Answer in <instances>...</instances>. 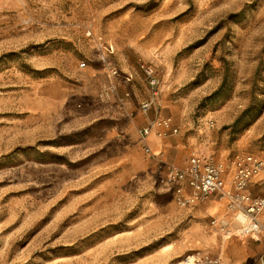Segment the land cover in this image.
Segmentation results:
<instances>
[{"label":"rangeland","instance_id":"rangeland-1","mask_svg":"<svg viewBox=\"0 0 264 264\" xmlns=\"http://www.w3.org/2000/svg\"><path fill=\"white\" fill-rule=\"evenodd\" d=\"M142 61L160 78L149 117L190 125L154 130L199 136L187 159L264 160V0H0V264H246L239 209L180 207L169 159L142 139Z\"/></svg>","mask_w":264,"mask_h":264},{"label":"built area","instance_id":"built-area-1","mask_svg":"<svg viewBox=\"0 0 264 264\" xmlns=\"http://www.w3.org/2000/svg\"><path fill=\"white\" fill-rule=\"evenodd\" d=\"M87 36L95 38L92 29H88ZM98 44L103 53V59L106 60L108 54L113 53V46L106 43L101 36L97 37ZM85 63L82 64L84 66ZM139 68L143 74L144 82L148 88L149 95L140 103V112L148 118L146 124L140 128V134L143 140L147 141L155 128L156 119L149 117L151 110L158 109L160 99V78L157 69L150 63L142 61ZM113 75H117V70L111 71ZM130 75H126L128 81L132 80ZM160 126L164 133L175 134L178 132L177 127L172 126L171 119H162ZM213 125V122H210ZM150 148L147 147V151ZM264 160L254 154L239 153L232 160L216 161L211 156H206L198 152H192L188 159V165L185 168L171 167L169 177H174L176 183L174 185V195L176 203L180 207H188L199 201H205L211 198L224 200L230 198L234 203L235 209H239L234 215L233 225L235 226L240 239L251 237L260 239L264 237V223L261 221V214L264 211V197L252 198L242 192L247 185L249 179L257 175L263 167ZM233 168V184L232 191L226 190L228 179L227 167ZM245 202V207H240V203ZM214 224L215 220L212 221ZM218 224L221 230H227L230 222L219 220ZM220 262V258L215 259ZM264 264V255L261 258Z\"/></svg>","mask_w":264,"mask_h":264},{"label":"crops","instance_id":"crops-1","mask_svg":"<svg viewBox=\"0 0 264 264\" xmlns=\"http://www.w3.org/2000/svg\"><path fill=\"white\" fill-rule=\"evenodd\" d=\"M108 79H101V83H107ZM167 101V100H166ZM174 106H177V104H174ZM179 114V113H178ZM180 115V114H179ZM171 119L172 126L178 128V132L175 134H169L171 136L177 135L179 133L183 134L187 131L188 128H190V125L184 121L183 119L179 118L176 112L169 111L162 113L157 117L158 121H161L162 119ZM190 130V129H188ZM189 134V131H188ZM191 136L190 140H188V144H183L180 141L176 140L174 137L165 138L163 135L159 133L158 130H154L152 134L149 136L148 140L149 143H151L152 147L155 151L164 153L162 156L166 155V159H169L170 163L167 165V175L168 170L171 167H179V168H185L188 165V159L187 155L188 150L193 148V141L198 140V135H188V137ZM165 159V157H164ZM224 160V159H223ZM228 160V159H227ZM226 160V161H227ZM228 171V179L226 184V190L232 191L234 188L233 184V168L232 166L227 167ZM242 192L246 194L247 196H250L252 198H258V197H264V167H262V170L257 175L251 177L247 183V185L243 188ZM243 205L246 206V203L243 202ZM236 205L232 203L230 198H226L224 200H214L208 207L209 214H219L218 216H223L225 214H228L231 212V210L234 209ZM261 221L264 223V211L261 214ZM251 245L253 246L252 252L248 250L246 251L245 257L241 259L243 261L244 259L249 260L252 263H255L257 261H261V258L264 255V237H262L259 240L253 239L251 241Z\"/></svg>","mask_w":264,"mask_h":264},{"label":"bare ground","instance_id":"bare-ground-1","mask_svg":"<svg viewBox=\"0 0 264 264\" xmlns=\"http://www.w3.org/2000/svg\"><path fill=\"white\" fill-rule=\"evenodd\" d=\"M94 82L99 85L98 79H94ZM222 250L226 253L229 257L233 258H242L240 255V248L236 240L232 237V235L226 234L224 237ZM246 264H252L249 260L245 259Z\"/></svg>","mask_w":264,"mask_h":264}]
</instances>
